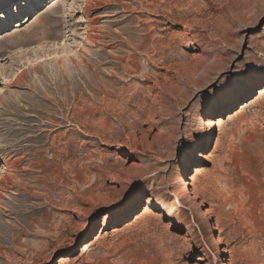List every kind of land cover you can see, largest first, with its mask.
<instances>
[{
  "label": "rangeland",
  "instance_id": "obj_1",
  "mask_svg": "<svg viewBox=\"0 0 264 264\" xmlns=\"http://www.w3.org/2000/svg\"><path fill=\"white\" fill-rule=\"evenodd\" d=\"M263 79L264 0H0V264H264Z\"/></svg>",
  "mask_w": 264,
  "mask_h": 264
},
{
  "label": "bare ground",
  "instance_id": "obj_2",
  "mask_svg": "<svg viewBox=\"0 0 264 264\" xmlns=\"http://www.w3.org/2000/svg\"><path fill=\"white\" fill-rule=\"evenodd\" d=\"M177 1V0H176ZM118 2V1H117ZM147 2H149V1H147ZM158 2H160V1H158ZM172 2V1H171ZM162 3V2H161ZM140 4V3H139ZM146 4V3H145ZM94 5H96V4H94ZM140 5H144V4H140ZM147 6H148V4H146ZM145 5V6H146ZM150 5H152L151 4V2H150ZM155 5V7H156V4H154ZM173 5V4H172ZM98 6V5H97ZM165 6V5H164ZM168 6V5H167ZM177 6V5H176ZM169 7V6H168ZM88 8V7H87ZM125 8V7H124ZM133 9V8H132ZM142 9V8H141ZM140 9V10H141ZM189 10V9H188ZM129 11V10H128ZM146 11V10H145ZM170 11V10H169ZM173 14V13H172ZM174 20V19H173ZM89 21H92V20H89ZM91 26V25H90ZM190 26H192V25H190ZM91 28H93L92 26H91ZM142 30H146V28H142ZM88 34V33H87ZM146 34H148V32L146 33ZM146 34H144V38L140 41L139 39V43H136V44H132V39L130 38V39H127L126 40V42H127V45L129 46V49H131L132 50V52L134 53V52H136V50H140V49H143V48H145L146 46H148V44H146V41H147V39L145 38L146 36ZM138 35V34H137ZM121 36V35H120ZM134 36V35H133ZM141 36V35H140ZM98 37V36H97ZM153 37V36H152ZM99 38V37H98ZM159 38V37H158ZM95 39H96V36L95 35H87L86 36V39L85 40H87V41H91V42H95ZM155 39V38H154ZM149 40H150V38H149ZM155 42L156 41H158V39H155L154 40ZM125 42V43H126ZM152 44V43H151ZM150 45V44H149ZM150 46H152V45H150ZM175 52V51H174ZM162 55V54H161ZM166 55V54H165ZM164 57H166V56H164ZM167 57H170V56H168L167 55ZM174 57V56H173ZM117 60H120V57L119 56H117V57H115ZM147 59V58H146ZM149 59V58H148ZM147 59V60H148ZM170 59H173L172 57L170 58ZM141 60V59H140ZM160 60V59H159ZM164 61V60H163ZM162 61V62H163ZM165 61H167V59L165 58ZM169 61V60H168ZM167 61V62H168ZM73 63V62H72ZM148 63V62H147ZM164 64H165V62H163ZM116 67V66H115ZM173 67V66H172ZM263 82H264V79L262 80ZM101 86V85H100ZM259 90V96H258V98H257V101H259V100H261L263 97H264V86L263 87H261V88H259L258 89ZM252 92H256L255 90H254V88L252 87ZM256 100V99H255ZM256 101V102H257ZM254 102V101H253ZM231 104V103H230ZM241 104H243V103H241ZM222 105H223V107L224 106H228L229 105V101H225L224 103H222ZM246 106L247 105H242L241 107H240V109H238V111H236L234 114H239V113H241L243 110H245L246 109ZM91 126V125H90ZM212 136V129H210L209 130V137H211ZM208 137V138H209ZM207 138V139H208ZM11 148H10V146L9 145H7V144H5V143H3L2 141H0V150L1 151H9ZM10 157V156H9ZM193 158L192 159H194V155L192 156ZM12 163L10 162V161H7V162H5V167L7 168V167H13V165H11ZM5 177V176H4ZM8 179V178H7ZM4 182V181H3ZM188 186H190V182L189 181H187V180H182V182L180 183V185L176 188V189H168V190H164V191H157V192H154L152 195H149L148 197H146V200H144V205L143 206H145L144 207V210H143V213L145 214V213H147L148 211H149V207H150V205L152 204V203H154V202H156V201H159L160 199H168V198H171V197H174V202H175V204L177 205V207L180 205V200L181 199H187L188 200V202H189V205H192L193 203H194V201L196 200V194L195 193H192V194H190V191H189V187ZM189 208V206H187L186 207V209H188ZM95 236V235H94ZM100 236H101V232L100 233H98V235H96V237H94V242L96 241V240H98L99 238H100ZM86 243H84V247L81 249V253L82 254H84V253H86V252H88L89 250H90V244H87V245H85ZM67 261V259L64 257L63 259H61L60 261H59V264H65V262Z\"/></svg>",
  "mask_w": 264,
  "mask_h": 264
}]
</instances>
